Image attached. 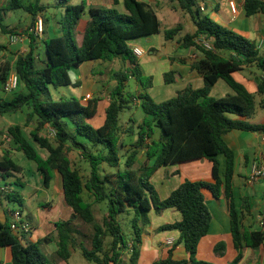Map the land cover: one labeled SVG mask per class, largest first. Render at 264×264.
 <instances>
[{"label": "trees", "instance_id": "16d2710c", "mask_svg": "<svg viewBox=\"0 0 264 264\" xmlns=\"http://www.w3.org/2000/svg\"><path fill=\"white\" fill-rule=\"evenodd\" d=\"M8 1L4 5L0 0V32L10 36L17 31L4 25L7 12L23 9L35 20L49 7L42 3L44 0H33L28 5L24 0ZM173 1L190 16L195 27L193 33L184 34L178 43L179 48L192 49L198 55L192 60L191 68L201 74L204 86L195 89L188 85L169 100L156 102L146 92L153 85V79L143 73L129 45L131 40L161 32L156 12L141 0H113L116 5L122 2L125 12L90 7V21L80 34L76 29L87 2L72 4L71 0H55V6L65 11L61 23L67 30L61 36L44 40V66H37L39 42L32 33L26 53L14 60L0 59V115L26 111L24 124L7 127L0 131V137L10 139L17 151L35 162L45 187L50 186L55 172L60 175L63 200L73 212L70 219L55 223L56 237L46 236L38 241L19 237L11 229L8 216L6 221L0 220V248H9L12 264H53L41 251L42 241L52 240L57 245V256L65 261L74 249L80 248L90 264H137L150 211L161 214L168 209L178 211L181 219L164 224L159 231H178L179 238L167 257L152 264H213L196 258L199 242L208 234L212 220L205 191L216 199L224 197L228 203L231 233L238 251L237 257L228 264L240 263L243 248L256 250L264 245V230L244 226L249 208L245 199L242 208L236 203L233 183L236 156L224 139L235 130L264 131L263 124L250 121L258 106L264 107L257 100V94L264 95V79H255V94L233 76L248 67L264 71V56L255 42L203 15L198 0ZM244 9L248 17L264 14V0H244ZM48 20L43 19L44 26ZM182 30L181 25L167 29L165 40H174ZM199 37L208 40L212 48L207 50L197 44ZM5 48L0 44V51ZM115 60L123 62L124 69L114 72L115 85L109 91V105L101 127L95 128L88 122L97 113L100 97L89 98L86 104L78 98L51 99V86H79L70 76L73 68L88 61ZM12 72L19 77V87L5 98L3 86ZM131 78L141 86L137 94L127 93ZM174 79L175 72L164 74L165 83H173ZM219 80L225 81L234 93L213 97L211 91ZM136 100L147 117L141 123L130 118L129 125L122 128L120 113L131 108ZM49 129L54 130L53 137ZM124 135H138L127 150L122 142ZM73 151L80 153L86 162L88 174L84 175L73 164ZM140 152L146 160L137 165ZM219 156L225 157L223 173ZM200 159L212 163V181L185 180L168 197L163 199L158 195L151 179L159 169ZM22 172V167L5 152L0 160V178L5 180L10 173ZM85 192L92 201L85 200ZM4 200L23 203L19 192L12 189L0 191V202ZM94 204L102 206L101 220L96 217ZM130 216L132 232L126 234L123 225ZM76 220L92 227L90 236L81 234ZM77 234L90 241V246L85 245V240L79 242ZM107 238H110L108 246L105 245ZM180 245L188 258H173V249ZM223 246L220 243L216 248Z\"/></svg>", "mask_w": 264, "mask_h": 264}, {"label": "crops", "instance_id": "0c3cea01", "mask_svg": "<svg viewBox=\"0 0 264 264\" xmlns=\"http://www.w3.org/2000/svg\"><path fill=\"white\" fill-rule=\"evenodd\" d=\"M2 1V0H1ZM33 0H24V4L28 5ZM148 4L151 8V1L149 0V3L145 0H141ZM222 1V3L220 2ZM234 1L236 5V11L233 12L230 8V2ZM3 3V1H2ZM42 3H44L42 1ZM72 3V0H71ZM200 6L203 5V12H206L208 9H210V5L208 0H200L199 1ZM211 8L212 13L209 15L212 19H215L219 23H222L224 27L234 30L238 34L246 37L247 39L255 42L259 47V53L264 56V14H257L254 16L248 17L246 15V11L244 9V0H216L211 2ZM90 7H97V8H111L116 9L119 8L121 12H125V8L121 3L114 4L113 0H91V2L87 3L86 10L79 22V25L77 27V33H82L87 25V23L90 21L89 16V8ZM153 9V8H152ZM154 10V9H153ZM48 11V10H47ZM155 11V10H154ZM162 13L164 11L159 10ZM183 11V10H182ZM157 16L158 13L155 11ZM29 14V13H28ZM164 14V13H163ZM62 15L63 13L60 12L59 14L54 13L51 14L50 17L47 16L46 12L40 13L35 20H33L32 16L26 15L27 19L25 23H16L14 20H11V23L9 25H5L9 29H16L17 34L24 35V38L22 41L17 43H11L10 42V35H2L0 37V44H8L9 47V57L3 56V58H8L9 60H14L15 57L19 54H24L28 51L29 45H30V38L29 34H33L32 29L34 27V24L38 18H44L49 19L47 22V26L45 29V32H43L42 37L38 38V48L37 52L39 53L38 59H37V66L43 67L44 61L46 59V54L43 52V49H41V41L44 39V34L49 31V33L52 35L51 37H58L63 35V27L62 25ZM165 16L168 17V15L165 13ZM187 15V14H186ZM185 15V16H186ZM159 17V16H158ZM188 20V15L186 16ZM160 19V18H159ZM190 19V17H189ZM191 20V19H190ZM161 21V20H160ZM192 22V20H191ZM193 24V22H192ZM194 26V25H192ZM195 31V27L193 28ZM190 33V32H188ZM193 33V32H191ZM35 36V35H34ZM154 36V35H153ZM49 37V38H51ZM152 37V36H151ZM149 37V38H151ZM179 37L177 36L174 40H165V45L169 42L171 45L172 51H177L179 49V43H178ZM151 41V40H150ZM134 42V41H132ZM131 47H139L137 43H131ZM140 48V47H139ZM6 50V48H5ZM5 50L0 51V54L6 53ZM192 50V49H191ZM151 53H155L156 49L151 47ZM165 57H162L159 59V62L168 67L176 68L178 72L175 74V79L173 83L167 84L164 80V73L166 71H161L160 73H155V67L150 69V72L144 73L146 76L149 75L152 77L153 82L158 80L159 85L163 88V94L166 95L168 98H173L177 95V92L186 88L188 85L192 86L195 89L202 88L204 86L203 77L201 74H199L196 70L191 68V62L193 60L192 55H194V51H191L190 56L187 57H176L173 58L170 56L169 51L165 52ZM5 55V54H4ZM2 56V55H0ZM1 59V58H0ZM139 59V57H138ZM113 62V61H112ZM111 62H102V61H88L80 65L78 68H73L72 71L76 76V82L79 84L80 88V100L86 104L89 98L93 97H100V100L98 102L97 106V113L93 118L88 119V122L92 124L95 128L101 127L106 118V108L109 105V91L110 87L105 86L101 84V81H99L98 77L96 78L95 75H103L105 68H107L108 64ZM155 65V64H154ZM259 71L256 68L248 67L245 68L242 72L234 73V77L237 81L241 82L246 88L252 92L257 94V84L255 82V77H260L264 79V75L258 73ZM264 72V71H263ZM113 73H109V79H113ZM157 75V79L155 80V76ZM131 80V79H130ZM129 80V81H130ZM74 82V81H73ZM180 83L181 88H177L178 90H172L171 86L173 84ZM129 84V82H128ZM98 85H102L101 90H97L95 92V88L98 87ZM153 88V85L150 87V89ZM141 90L140 84L136 82L135 87V93L137 94L138 91ZM220 91L222 95H230L233 94V90L226 84L225 81L219 80L215 86L213 87L211 91V95L213 96V92ZM5 98H8L11 96V93H3ZM169 98V99H170ZM221 98V97H216ZM257 100L259 102H263L264 104V95H258L257 94ZM135 105L140 106V101H135ZM264 109V107H260ZM20 115L24 114L22 112H19ZM25 115V114H24ZM257 116V112L255 117ZM254 117V118H255ZM253 118V119H254ZM252 120V119H251ZM250 120V121H251ZM261 122L255 123V124H263L264 125V118L260 119ZM14 124H21V122H13L10 123L9 126ZM8 126V127H9ZM264 134V131H258V132H248V131H239L235 130L230 132L229 134L225 135L224 139L225 142L228 144L230 148H232L235 152V175L233 179L234 183V192L236 197V203L239 208L243 207V199L246 200L247 206L249 208V212L246 213L244 218V226L246 228H254V225H258L264 230V181H257V182H250L249 181V174L251 172V165L255 160H259L261 158H264V141L262 140V136ZM158 138V135L156 136ZM2 141L6 140L4 138H1ZM7 141H9L10 148L3 147L0 145V151L3 150L5 152H9L10 155L14 151H17L15 147L12 145L10 139L7 138ZM135 139L129 141L125 140L124 137H122V142L124 145H126L124 150L130 149V145L134 143ZM129 142V143H128ZM1 144V141H0ZM219 162L221 167V173L225 170V157L219 156ZM1 160V159H0ZM146 160V157L144 153L140 152L137 155V165H142ZM154 162V159L150 161V165ZM164 170V179H177L178 184L175 186L177 188L181 183H183L185 180H191V181H212V163L207 159H200L175 165H169L162 167ZM159 169L153 177H155L161 170ZM7 177H10L8 175ZM152 177V179H153ZM59 174L55 172L54 179L51 182L49 187H45L43 185V179L41 177V185L40 186H30L31 192L30 194H33L34 196L41 197L46 199L45 201H42L40 204L39 209L37 210V218L35 219L32 216H29L28 221L32 225V232L30 233L29 237L31 236L33 239V231L37 228L44 229V233L41 236H38L37 239H33L31 241H38L42 240L46 236H52L56 237L58 235L55 223L59 218L52 216L49 212L54 211L56 208L53 206V200L58 199L59 202L57 203L56 207H59L61 205V202L63 200V191H62V185L61 190H59L56 186H54V180H58ZM1 179V178H0ZM151 179V180H152ZM4 183L0 184V191H4L3 189L6 187L11 190V186L7 184L5 180L2 179ZM32 184V182H30ZM26 184H28V181H26ZM173 188V190L175 189ZM7 189V190H8ZM172 190V191H173ZM164 199V198H163ZM205 202L211 212L212 220L210 224L209 232L206 236H204L201 241L199 242L196 258L199 261H205L213 264H228L231 261H233L237 255L238 251L236 250L233 242V237L231 233V219L228 209V203L224 197H221L219 199H216L213 197V195L205 191ZM51 203V205H50ZM259 203V204H258ZM48 204V206H45ZM12 211L11 209L4 207L2 202H0V220L2 222L6 221V216L11 220V217L9 215V212ZM167 212H170L172 215H175V220L167 223H173L175 221H178L181 219V215H177L176 210L174 209H168ZM165 211V212H166ZM48 212V214H46ZM72 213L68 214V217H71ZM162 214V213H161ZM160 216V214L155 213V211L151 210L149 213L150 222L144 227V232L142 236V244L140 247V256L138 259L137 264H142L141 258L144 254V246H147L148 248V256L143 257L147 258V262L145 264H152L154 261H156L159 258H165L168 255V251L171 249L172 244L177 241L179 238V232L178 231H172L170 236L166 238H163V236L159 233V228L163 226L165 223H159L155 221V216ZM37 224H36V223ZM171 243V244H170ZM223 243L224 246L220 248H216L218 244ZM47 245L46 251H51V253L57 251V245L55 240L45 242ZM50 246V248H49ZM173 258L175 259H186L189 257L187 251L183 246H176L173 249ZM65 261V260H64ZM67 262V261H65ZM0 264H12L11 259V253L8 247L0 248ZM68 264V263H66ZM239 264H264V245L261 246L259 249L253 250L250 248H243V258L240 261Z\"/></svg>", "mask_w": 264, "mask_h": 264}, {"label": "rangeland", "instance_id": "374dc122", "mask_svg": "<svg viewBox=\"0 0 264 264\" xmlns=\"http://www.w3.org/2000/svg\"><path fill=\"white\" fill-rule=\"evenodd\" d=\"M4 5H6L9 1L8 0H2ZM82 0H72V4H79ZM87 3L91 2V0H85ZM102 1V0H101ZM149 3V0H145ZM200 1V0H198ZM216 1V0H208L209 5H210V9H208L206 12H202L203 15H211L212 13V8H211V2ZM48 7V11H46V14L48 17H50L51 14L57 13L59 14L60 12H62L64 14V9H62L60 6H55V0H44L43 1ZM222 3V1H220ZM151 6H153L152 8L157 11L158 16L161 20V32L159 34H156L154 36H152L151 38L149 37H140L134 40H131L129 42V45L131 43H137L139 45V47L145 52V54L141 57H139L138 59V63L140 65V68L142 69L143 73H148L150 72L151 68H154L156 71L155 73H160L161 71H166V73L168 72H175L177 69L176 68H171L169 69L168 67L162 65L159 62V59L162 57H165V52L169 51V54L171 57L176 58V57H187L190 56L191 54V49L189 48H179L177 49V51H172L171 50V45L168 42L166 45V41H165V37H164V32L167 29H171V28H175L178 25H181L183 27V30L177 35L179 38L182 37L184 34L188 33V32H194V26H192V22H191V18L189 19V15L182 11L180 9V7L178 6V3L176 1L173 0H153L151 1ZM116 10L118 12H121V10L119 8H116ZM164 11L163 13L167 14V16H165L161 11ZM188 15V20L186 18V16ZM26 15H29L28 12L24 11L23 9H18V10H14V11H9L7 12V14L5 15V20H4V25H9L11 23V20H14L16 23H18L20 21V23H25L26 21ZM186 15V16H185ZM214 21H216L215 19H213ZM217 23H219L218 21H216ZM220 25H223L222 23H219ZM63 27V34L66 32V25L64 23H62L61 25ZM44 29H46V27L44 26ZM3 34L0 32V37ZM52 35L49 33V31H47L44 34V39L43 41H41V49H43V52H45V48H44V40H46L47 38L51 37ZM176 36V37H177ZM175 37V38H176ZM10 38V37H9ZM151 40V41H150ZM134 41V42H132ZM6 46V53H1L0 58H3V56L9 57L8 54V44H4ZM153 46V48L156 49L155 53H151V47ZM5 54V55H4ZM155 64V65H154ZM124 69L123 66V62H121L120 60H115L111 63L108 64L107 68H105V70L103 71L104 74L102 75H95V77L97 76L99 81H101V84L105 85V86H109L111 89L114 87L115 85V80L113 79H109L108 74L112 73L113 71H117V70H122ZM74 71H70V76L72 78V80L74 82H76V76L73 73ZM178 72V71H176ZM175 72V74H176ZM258 73L263 74V71H259ZM165 74V73H164ZM114 76V73H113ZM149 76V75H147ZM96 77V78H97ZM258 77H255V79ZM157 79V75L155 76V80ZM102 85H98L97 88H95V92L97 90H101ZM135 87H136V81L131 78V80L129 81L128 87H127V93L129 94H134L135 93ZM179 88H181V84L180 83H176L173 84L171 86L172 90H178ZM50 91H51V99L56 101V100H60L61 98H78L80 99V88L79 86H61L58 88H54L53 86L50 87ZM146 92L156 101V102H163L166 100H169V98L163 94V88L159 85L158 80L157 82L154 81L153 82V88L150 89L148 88L146 90ZM223 94V93H222ZM220 93V91L213 92V97H224L225 95H222ZM24 114L20 115L19 112H14L11 114H5V115H0V131H5L7 129V127L10 125V123L13 122H21L22 124H24L25 120H26V111L22 112ZM147 117V115L145 114V112L143 111V109L141 108V106H137V105H132L131 108H125L123 109V111L120 113V118H119V125L122 128H125L127 125H129V120L130 118H133L134 120H136L138 123H141L145 118ZM264 118V109L260 108L258 106L257 108V116L252 119V122L255 123H259L261 122L260 119ZM91 124V123H90ZM92 125V124H91ZM135 131L137 132L138 129H135ZM125 138V140H133L137 139L138 135H124L123 136ZM1 138H4L6 140L2 141ZM0 141L1 144L0 145H4L3 147H7L10 148V143L9 141H7L6 137H0ZM134 141V142H135ZM129 143V142H128ZM4 151L1 150L0 151V159L3 157ZM11 158L22 167L23 172L22 173H10V177H6L5 181L7 182V184H9L11 186V189L14 191L19 192L21 198L23 199V203L19 204L18 202H8V201H2V204L4 207H7L11 210L14 211H18L21 213L22 217L24 220L28 221L29 216H32L35 218H37V210L40 207V204L42 201H45L46 199L41 198V197H37L34 196L33 194H30L31 192V188L34 186H40L41 185V174L38 172L37 170V166L35 164V162H33L32 160H29L28 158H26V156L23 154V152L21 151H14L11 155ZM71 158L73 161V164L80 168L83 172L84 175L88 174V168H87V164L86 162L80 157V153L73 151L71 154ZM164 175V170L162 168V170L155 176L153 177V179L151 180L152 184L154 185V187L156 188V191L158 193V195L161 198H166L170 195V193L172 192L173 188H175V186H177V179H164L163 178ZM26 181H28V184H26ZM32 182V184L30 183ZM4 183V181H2V179H0V184ZM32 186V187H30ZM54 186H56L59 190H61V178L59 175L58 180H54ZM8 189V188H7ZM176 189V188H175ZM84 198L86 201H92V199L90 198L89 194L87 192H85L84 194ZM53 206H55V210L52 212H49L52 216L58 217V220H68L71 217H68L69 213H73L72 209L67 206L64 202V200H62L61 205L59 207L57 206V203L59 202L58 199H54L52 201ZM259 204V203H258ZM51 205V203H50ZM93 208L96 211V217L97 219L101 220L102 216H103V211L102 206L99 204H94ZM48 214V212L46 213ZM72 215V214H71ZM177 215H181L179 212H177ZM35 218V219H36ZM175 218V215H172L170 212H163L162 214H160V216H155V221L159 222V223H167V222H171ZM130 219H132V216L128 217L126 219L127 223H125V225H123V230L124 233L129 234L130 232H132V226L130 223ZM36 223V222H35ZM37 224V223H36ZM75 224L77 226V228L80 230L81 234H85L87 236H90V234L92 233V227L90 225H86L84 224L82 221L80 220H76ZM256 229H261L262 228L258 225H254L253 226ZM44 233V229L42 230L41 228H37L33 231V239H37L38 236H41ZM163 238H168V236H170V234L172 233V231H160L159 232ZM81 234H77V238L78 241L80 242L81 240H85V245L86 246H90V241H87L85 238H83V236ZM30 234L25 235L24 238L28 239V240H33L31 239L32 237L30 236ZM166 238L164 240H166ZM110 243V238H107L105 241V245L108 246V244ZM50 248V246H49ZM46 250H50L47 249V245L45 244V242L42 241L41 243V251L48 257V259L51 261V263L53 264H90L82 255V252L80 250V248L74 249L72 251V255L69 258V260L67 262H65L64 260L60 259L59 256H57V254L55 252L51 253V251H46ZM144 250V254L141 258L142 264H145L147 262V256H148V248L147 246H144L143 248ZM144 261H143V257L145 256ZM128 259V258H126ZM141 264V262H140Z\"/></svg>", "mask_w": 264, "mask_h": 264}, {"label": "built area", "instance_id": "2783aa9c", "mask_svg": "<svg viewBox=\"0 0 264 264\" xmlns=\"http://www.w3.org/2000/svg\"><path fill=\"white\" fill-rule=\"evenodd\" d=\"M230 8L233 12L236 11V5L235 2H230ZM201 9L203 10V5L201 6ZM33 34L40 38L43 35L44 32V23L42 18H38L34 24V27L32 29ZM24 38V35L21 34H14L10 36V42L11 43H17L22 41ZM196 43L202 46L203 48L210 50L211 44L208 40H206L204 37H199L196 39ZM133 53L137 57H141L145 54V52L139 48V47H133ZM198 55L195 53L192 55L193 60L197 59ZM19 87V77L16 73L12 72L7 81L5 82L3 89L5 93H13L16 91ZM49 135L53 137L55 135V132L53 129H49L48 131ZM262 140L264 141V134L262 136ZM249 181L254 183L257 181H261L264 179V158H261L259 160H255L251 165V172L249 174ZM4 191H7V188L5 187L3 189ZM10 224L11 229L19 236H25L32 232V225L29 223V221L24 220L21 213L18 211H10ZM171 244V243H170Z\"/></svg>", "mask_w": 264, "mask_h": 264}]
</instances>
